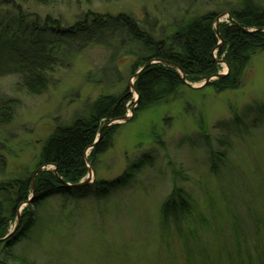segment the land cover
<instances>
[{"label": "rangeland", "instance_id": "1", "mask_svg": "<svg viewBox=\"0 0 264 264\" xmlns=\"http://www.w3.org/2000/svg\"><path fill=\"white\" fill-rule=\"evenodd\" d=\"M238 1L0 0V24L7 25V16L19 21L21 13L31 16L29 25L48 16L64 26L91 12L127 13L138 22H157L153 32L161 36L162 28L170 31L173 24L208 10H219V29V23L231 22L228 12ZM108 28L99 40L116 39V45L69 44L39 93H29L18 75L0 77V93L19 105L12 122L0 129V182L36 170L44 141L57 125L87 113L99 96L128 89L132 98L113 146L95 165L89 160L91 149L87 158L94 168L92 181L124 174H132L133 180L107 199L94 193L65 204L59 195L48 199L42 215L52 224L41 236L34 233L35 239L20 243L29 264H264V50L252 56L236 89L218 92L211 84L203 85L204 78L189 81L195 87L181 85L173 99L137 113L134 75L143 67H135L138 47L119 26ZM219 48L214 52L218 73H228L226 54L220 55ZM212 152L225 158L223 164L214 162L216 170ZM240 178L252 190L248 198L255 202L259 232L243 205V194L237 192L239 205L232 208L231 189L240 187ZM176 188L193 196L194 208L181 229L171 225L165 230L161 206ZM27 206L29 201L21 205L20 214ZM235 214L241 216L243 229L237 228ZM17 222L16 217L10 221L7 236Z\"/></svg>", "mask_w": 264, "mask_h": 264}, {"label": "trees", "instance_id": "2", "mask_svg": "<svg viewBox=\"0 0 264 264\" xmlns=\"http://www.w3.org/2000/svg\"><path fill=\"white\" fill-rule=\"evenodd\" d=\"M229 12L231 22L219 23L218 26L222 45L215 27L219 10H208L173 24L170 31L162 28L161 36L153 32L157 22L140 21L143 26L127 13L105 15L91 12L70 26H64L60 20L48 16L43 23L34 18L31 25L26 22L31 17L29 14L21 13L19 21L7 16V25L0 24V77L18 75L29 93H39L47 86L49 70L61 58L62 49L68 48L69 44H79V48H83L80 42L84 46L90 43L113 45L116 39L107 42L99 40L103 30L109 31L108 26L112 24L126 31L127 37L138 47L135 67L160 60L144 68L135 81L139 94L137 113L173 99L179 87L187 85L178 68L170 64L172 62L184 70L188 81L217 74L219 66L214 52L219 45V54H226L230 71L209 84L218 92L236 89L252 56L264 50V0H239ZM11 40H18L21 44L9 46ZM130 99L128 89L119 95L99 96L91 103L87 113L76 116L68 124L57 125L44 141L36 170L25 171L11 182H0V264L30 263L29 255L22 250L20 243L26 238L35 239L34 233L39 232L41 236L44 228L50 225L51 222H44L42 210L51 197H63L64 204L89 193H94L97 199H107L115 190L127 187L133 180L132 174H124L112 180H94L87 185H76L88 172L86 151L93 146L89 160L95 165L98 157L113 146L114 136L121 124H105L112 119L123 118ZM18 106L16 99L6 98L0 93V129L12 122ZM99 132H102L101 139L95 143ZM211 155L213 163H224L222 154L212 152ZM54 166L56 172L51 171ZM213 168H217L215 163ZM34 176L35 192L30 198ZM232 179L233 176L231 184ZM239 182L240 187L236 184L231 186L232 208L234 210L239 205L236 197L243 194V205L253 227L259 232L261 223L254 211L255 202L248 198L246 183L241 178ZM249 194L252 195V190ZM28 201L29 206L21 210L17 229L7 236L10 221L17 218L19 208ZM193 208V196L182 188H176L161 206L163 228L166 230L175 225L181 229L182 221L187 219ZM235 216L237 228L243 229L241 216Z\"/></svg>", "mask_w": 264, "mask_h": 264}, {"label": "water", "instance_id": "3", "mask_svg": "<svg viewBox=\"0 0 264 264\" xmlns=\"http://www.w3.org/2000/svg\"><path fill=\"white\" fill-rule=\"evenodd\" d=\"M228 16L229 17H231V13L230 12H228ZM244 30L245 31H248V29H246V28H244ZM217 32H218V37L220 38V40L223 42V40H222V38H221V36H220V34H219V29H217ZM219 47H220V45H219ZM160 60H153V61H149L147 64H145L139 71H137V73H135V75H134V79L136 80L138 77H139V75H140V73L142 72V70L144 69V68H146L147 66H149L150 64H152V63H155V62H159ZM168 63H170V62H168ZM171 65H174V66H176L177 68H178V70L180 71V73H181V75H182V78H183V80H184V82L186 83V84H188V86H192V87H195V86H193L187 79H186V77H185V72H184V70L182 69V68H180L179 66H177L175 63H170ZM230 70V69H229ZM229 73V72H228ZM228 73H217V74H215V75H212V76H209V77H207L206 79H205V83L203 84V85H208L209 83H212L214 80H217V79H221V78H223L224 76H226ZM129 84H130V86H133V88H134V84H133V82H129ZM202 85V86H203ZM202 86H200V87H202ZM135 90H136V88H134ZM136 92H137V90H136ZM138 93V92H137ZM138 96H137V101L139 100V94H137ZM120 119H124V120H126V119H128V116H124L123 118H119V119H112V120H110L109 121V123L110 122H114L115 124L116 123H120ZM108 123V124H109ZM105 126H107V124H105ZM104 126V127H105ZM98 138L100 139L101 138V132H99V134H98ZM99 139L98 140H96V142L95 143H97L98 141H99ZM93 147V146H92ZM91 147V148H92ZM91 148H89V149H91ZM88 149V150H89ZM88 150L86 151V154H85V159H86V162H87V167H88V176L86 177V178H84L83 180H81L79 183H77L76 185H79V186H82V185H87V184H89V183H91V182H93L92 180H91V176L90 175H92V174H94V168L88 163V158H87V152H88ZM40 169H38V171H39ZM37 171V172H38ZM53 172H56L55 171V166H54V169L52 170ZM37 172H36V174H37ZM34 186H35V176H34V178H33V181H32V187L34 188ZM35 192V188H34V191H33V193ZM17 218H18V222H17V224H16V227L14 228V230L10 233V234H12L16 229H17V227H18V224H19V222H20V218H21V214H20V212L18 213V216H17ZM9 235V234H8ZM7 237V236H6Z\"/></svg>", "mask_w": 264, "mask_h": 264}]
</instances>
